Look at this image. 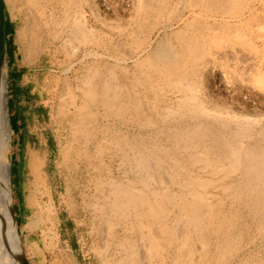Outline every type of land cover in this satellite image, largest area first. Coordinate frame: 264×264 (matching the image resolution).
Here are the masks:
<instances>
[{"label":"bare ground","instance_id":"6f19581e","mask_svg":"<svg viewBox=\"0 0 264 264\" xmlns=\"http://www.w3.org/2000/svg\"><path fill=\"white\" fill-rule=\"evenodd\" d=\"M3 1L14 15V9L20 0ZM75 1L77 2L66 1L70 10L68 18L72 19L73 28L70 37H66L67 40L60 45L70 56L76 53L77 45L89 44L95 36L92 37L93 29L88 27L84 13L79 15ZM80 1L95 15L98 8L96 0ZM170 2L133 0L132 22L126 26L122 23L123 26L118 28L123 34L129 29L131 42L126 43L133 44V54L146 52L142 61L137 63L141 77L130 76L126 79V75L124 79L122 73L120 76L109 69V81L107 79L105 85L103 83L105 87H102L111 108L117 99L125 96V91L124 95L122 91L125 81L129 85H138L142 89V97L150 98V101L146 103L147 106H143L142 99L131 102V106L128 103L129 106H126L131 111L130 114L147 126L170 133L174 139L172 147L154 146L158 153H154L155 149L142 151L138 143L132 144V154L125 157L134 178H129L126 185L110 182L112 184L109 183L111 188L109 196L105 195L106 202L103 200L104 204L101 201L102 204L95 206L102 217H106V224L113 227L122 222L127 234L138 233L134 238L130 234L124 236L120 243L122 255L112 264H151L153 259L158 258L162 264H228L239 252L237 250L241 245L242 233L235 228L240 229L238 221L245 214L254 221L256 235L264 240V114L263 118H254L250 113L239 114L227 105L214 104V109H210L199 96L202 82L214 74L217 62L223 58L216 51L225 46L233 49L236 44L242 48L247 46L258 50L261 42L258 41L256 45L252 36L264 43V0H176L174 7L169 9L166 4ZM179 5H182L183 11L178 16ZM28 8L23 12L28 16L26 22L17 30V34L22 42L24 58L28 60L33 57V61L40 56L42 45L45 46V42H38L36 35V29L44 25L35 12ZM64 23L65 21L62 24ZM174 25L178 29L170 33ZM156 33L157 37L153 38ZM53 36L54 40L58 38L56 33ZM50 43L56 47V41ZM232 58L233 56L231 60ZM122 60L126 61V58ZM261 66L258 69L250 66L252 69L249 70L247 79L250 84L254 85V82L258 85L257 88L264 89V67ZM3 69V73L0 71V78L5 73V68ZM92 70L94 71L93 67ZM88 72L90 73L86 74L85 80L80 81L84 83L83 86H88L87 89L93 85V73L97 75L96 71ZM231 72L233 71L227 68L220 70L221 79L230 84L226 85L230 89ZM64 84L68 86L67 81ZM68 87H64V90L69 89ZM87 89L82 94H88L90 98L91 92ZM157 90L176 93L177 105L163 106ZM102 92L100 93L103 95ZM61 94L56 115L59 117L69 111L73 121L79 116L77 96L74 93L66 95L71 100L67 102L66 96L64 98ZM126 94L130 96L128 91ZM107 98L104 101L106 105ZM126 106H120L118 111H123ZM73 132L68 139L75 142ZM10 150L11 130L6 107V84L0 79V263L24 264V252L12 213ZM32 172L35 176L39 175L35 164ZM33 225L35 222L31 221L29 227ZM235 231L238 232L234 234ZM252 238L254 240L255 237ZM257 260L252 263L264 264V258ZM252 263L241 261L239 264Z\"/></svg>","mask_w":264,"mask_h":264},{"label":"rangeland","instance_id":"374dc122","mask_svg":"<svg viewBox=\"0 0 264 264\" xmlns=\"http://www.w3.org/2000/svg\"><path fill=\"white\" fill-rule=\"evenodd\" d=\"M66 1L20 0L14 9V15L10 7L5 4L7 85L10 93L8 111L12 141L10 190L17 221L16 230L28 264H103L102 262L106 264V260H108L107 264H112L122 255L120 247L122 239L129 234L134 238L138 233L127 234L124 229L126 226L124 224L125 227H122V222L113 225L114 228L106 224V217L103 218L102 213L95 206L102 204L103 200L104 203L106 202L105 199L109 196L108 192L111 188L110 182L116 181L126 185L134 178L125 157L132 154V144L138 143L142 151L155 149L154 153H158L154 146L172 147L174 139L170 133L160 132L156 127L147 126L136 120L132 113L130 114L131 111L127 106L132 104L131 102L142 99L143 106H147L150 101V98L142 97L140 94L142 89L138 85H129V82L125 81L124 90L122 89L123 95L125 91V96L117 99L114 107L111 108L108 96H105L102 89L107 79L109 81L108 73L111 70L120 76L122 73V77L127 75L124 79H129L130 76L141 77L137 63L139 60L142 61L146 52L133 54V44L127 45L131 42L129 29L123 34L118 28L132 22L133 0H96L98 8L95 15H92L80 0L75 1L79 15L84 13L88 27L93 29L92 37L95 36L89 44L77 45L74 56H70L65 48L60 47L64 44L63 41L70 37L73 28L72 19L68 18L70 10ZM169 2L166 6L171 9L176 4V0ZM26 6L35 12L34 14L44 25L36 29V35L38 42H45V46L42 45L40 56L33 61H31L33 57L28 59L30 61L24 58L22 42L17 34V30L24 25L28 17L24 15ZM181 10L183 11L182 5H179L178 13L176 11L174 15L182 13ZM64 14L67 16H63ZM64 21L65 23L62 24ZM177 29V25H174L169 32ZM55 33L58 35L56 40L53 39ZM123 35L125 36L122 37ZM157 35V33L153 35V38ZM255 38L252 36L256 45L261 42L258 45L260 50L250 49L247 46L242 48L237 44L233 49L227 46L221 47L222 50L217 49L216 52L223 58L217 62L214 74L209 75L208 79L202 82V89L199 92L200 98L210 109H214V104L227 105L239 114L250 113L254 118L263 116L264 89L257 88L258 85L254 82L256 86L250 84L247 79L250 69H258L260 65L264 67V43ZM51 41H56L57 48H54ZM230 56H233L232 60ZM123 58H126V61H123ZM226 68L233 71L231 89L226 86L230 84H226L220 75V70ZM88 70L96 71L98 76L92 72L93 85L87 89L88 86H83L84 83L81 82L85 80L86 74L89 75ZM239 72L240 74H237ZM65 78L66 80H63ZM63 81L65 83L67 81L66 85L71 84V86H65ZM63 86L69 89L64 90ZM81 89L89 90L91 99L93 95L95 96L90 100L88 94L86 95L89 99L86 95L83 96L86 91L82 94ZM127 91L131 97L126 94ZM66 92L67 94H64ZM168 92L157 90L156 93L159 94L163 106L175 107L178 103L176 93ZM73 93L76 94L75 97L77 96L79 116L72 121L70 112L66 111L58 117L56 110L60 94L66 96ZM105 98L110 109L106 107ZM65 100L71 101L69 96H66ZM120 106L127 108L120 112L118 111ZM77 124L79 127L76 126ZM76 129L78 132H75ZM72 132L76 137L75 142L68 139ZM33 164L39 169L37 176L32 172ZM245 215L238 221L240 229L235 228L242 233L241 250L239 247L237 256L228 264H239L241 261L252 263L264 258V240L256 235L254 221ZM31 221H34L35 225L29 227ZM237 232L235 231L234 234ZM252 237H255L254 240ZM158 259H153L151 264H162Z\"/></svg>","mask_w":264,"mask_h":264},{"label":"water","instance_id":"95a60500","mask_svg":"<svg viewBox=\"0 0 264 264\" xmlns=\"http://www.w3.org/2000/svg\"><path fill=\"white\" fill-rule=\"evenodd\" d=\"M7 36H6V11H5V3L3 0H0V71L3 73L5 68V73L4 75L1 76V82H5L6 84V107H7V114H8V124L10 128V123H9V111H8V85H7ZM11 129V128H10ZM12 142V141H11ZM11 151V150H10ZM11 164H12V155L10 153V170H11ZM11 176V172H10ZM11 179V178H10ZM10 189H11V180H10ZM12 197V196H11ZM12 213H13V219L16 224L17 228V221L14 215V206L12 204ZM18 231V230H17ZM21 244V242H20ZM24 264H28L25 254H24ZM1 264V263H0Z\"/></svg>","mask_w":264,"mask_h":264},{"label":"trees","instance_id":"16d2710c","mask_svg":"<svg viewBox=\"0 0 264 264\" xmlns=\"http://www.w3.org/2000/svg\"><path fill=\"white\" fill-rule=\"evenodd\" d=\"M8 94H10V93H8Z\"/></svg>","mask_w":264,"mask_h":264}]
</instances>
